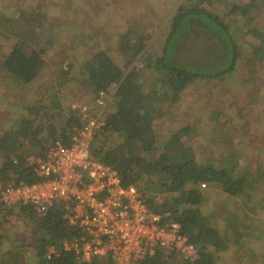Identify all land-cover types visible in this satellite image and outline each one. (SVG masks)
Returning a JSON list of instances; mask_svg holds the SVG:
<instances>
[{
    "label": "trees",
    "instance_id": "obj_1",
    "mask_svg": "<svg viewBox=\"0 0 264 264\" xmlns=\"http://www.w3.org/2000/svg\"><path fill=\"white\" fill-rule=\"evenodd\" d=\"M260 1L249 0L240 5V0H184L166 26L159 50L154 49L155 44H150L152 32L142 36L139 30L129 27L118 34L116 56L104 48L85 51L81 43L83 33H79L73 47L62 45L63 48L56 51L51 59H47L50 54L47 48L36 47L43 40L40 29L50 21L46 2L39 3L38 8L31 2L20 0L16 12L23 18L18 29L5 13H0L10 33L7 37L11 36L8 43L1 41L8 44L7 49L0 46V55L5 53L0 65L3 70L1 80L9 89L19 91L54 77L63 84L61 82H67L70 76H74L71 74L74 67L83 77L79 81L80 87L93 94L95 101L101 91L108 93V89L115 87L106 99L105 125L97 131L92 153L117 169L124 185H135L151 210L164 217L165 223L176 220L182 224L184 233L196 246L197 254L193 260L179 264H218L223 260L221 252L228 250L231 239L234 242L233 236L226 238L222 227L212 223L217 218L215 215L218 213L213 214L216 208L222 213L228 210L225 206L221 208L222 202L218 205L212 203L216 201L212 200L209 189L215 194L220 191L232 199L243 197L245 204L248 201L261 204L264 188L259 189L249 175L239 172L243 159L235 149L228 152L227 143L231 145L232 141L225 129L208 132L207 137L216 146L218 154L204 161L199 159L200 148L185 141L192 132L190 126L172 129L169 139L159 147L156 125L160 124L163 111L179 103L185 90L193 83L236 75L246 58L247 62L264 59V26L256 25L254 21L260 11L264 14V0L261 5ZM3 2L5 0H0V5ZM222 6L224 11L220 9ZM2 10L5 11L0 6ZM240 29L255 37L247 47L242 48L241 40H238ZM78 48L84 54L82 57L80 54L76 56ZM248 51L250 53H246ZM185 54L188 58L184 57ZM250 54L252 59L247 57ZM118 56L122 65L116 61ZM138 61H141V67L132 65ZM50 66L53 69L49 72ZM144 73L154 81L138 80ZM42 85L38 90H45L46 95L27 103L18 100L16 105L21 114L9 128L0 132V184L36 180V163L28 158L33 155L41 157L56 140L65 144L71 142L84 125L79 108L73 107L74 104L68 109L63 106L62 100L66 95H60L55 87ZM250 103L257 105L258 100ZM2 104L5 106L4 102ZM249 107L239 109L238 116H242ZM217 115L227 116V113L222 109ZM216 125L220 126V123ZM113 136L119 137L117 144L109 140ZM254 190L261 195L256 197ZM19 208L27 213L32 230H35V241L32 242L35 258L24 263L20 258L22 254L17 251L18 245L4 251V236L0 232V264H111L110 257L82 261L74 251L63 249V241L83 233L82 228L68 223L63 205L50 208L44 215L37 214L29 206ZM222 225L223 230L226 228L229 230L226 232H231L227 224ZM251 227L252 254L245 258L248 257L249 261L254 259V264H264V258H260L264 256V246L258 243L259 240L264 241V228L258 222ZM235 246H238L236 242ZM51 247L58 250L48 258L46 254ZM174 260L166 258L165 251L158 248L146 264H177Z\"/></svg>",
    "mask_w": 264,
    "mask_h": 264
},
{
    "label": "rangeland",
    "instance_id": "obj_2",
    "mask_svg": "<svg viewBox=\"0 0 264 264\" xmlns=\"http://www.w3.org/2000/svg\"><path fill=\"white\" fill-rule=\"evenodd\" d=\"M20 0H5L0 6L5 9L0 13H5L8 19L15 24L18 29L19 21L23 16L19 15L18 9ZM25 3L31 2L34 6L46 2L49 7V22L45 23L40 29L39 34L43 37L36 47L47 48L52 54L51 59L59 49L63 47H73L76 36L83 33L84 50L87 52L97 51L98 49H108L109 52L116 56V39L118 34L125 31L129 27L139 30V34L144 36L150 32L153 33L150 44H155V50H159L164 39V31L166 26L170 24V18L175 13L178 6L184 0H23ZM242 1V3H241ZM249 0H240V5L247 3ZM244 2V3H243ZM262 0L259 2L261 5ZM40 8V6H38ZM221 10L224 7H220ZM224 11V10H223ZM41 15H42V11ZM259 12V17L255 18L256 25L264 26V14ZM76 23H78L76 25ZM43 29V30H42ZM45 29V30H44ZM9 30L6 28L2 17H0V46L7 49L11 39L7 37ZM238 40H241V46L247 47L251 42L255 41V37L246 30L240 29ZM65 44V45H64ZM62 45H64L62 47ZM161 45V46H160ZM78 49L77 55L82 57L84 54ZM4 51V50H3ZM250 51V50H249ZM246 53H250V52ZM5 53L0 55V65ZM185 58L188 55L185 54ZM252 59V55L247 56ZM46 59V58H45ZM144 61V58H140ZM116 61L122 65L121 57L118 56ZM141 62V61H140ZM138 62L132 65L141 67ZM242 68L235 74L226 75L217 79L199 81L189 86L182 95L179 103L173 104L163 112L159 125H156L158 133V146L161 147L171 135V130L183 126H190L192 132L185 137L187 144L192 145L198 150L199 159L204 161L217 155L216 146H213L207 135L217 129H225L227 136L230 137L232 143H229V151L234 149L241 153L243 163L240 173L249 175L251 181L259 185V189L264 188V59L262 61L243 60ZM49 67V72L52 71ZM128 72V70H127ZM73 73V74H72ZM3 70L0 66V132L7 129L14 123L21 112L18 110L16 103L18 100L27 103L41 99L46 95L45 90H38L39 87L47 88L55 87V91L60 95H66L62 102L65 109L73 104L88 105L92 113L96 109L102 112L94 95L88 91L82 90L79 81L82 80V74L77 73V68L71 69V74L67 82H57L56 77L53 79L46 78L42 80V84L33 83V86L24 87L21 90H11L1 79ZM76 75V76H75ZM153 82L154 78L149 79V74H142L138 80ZM46 80V81H45ZM45 81V82H44ZM46 88V89H47ZM107 99V98H106ZM258 100L257 105H252L249 101ZM5 103V106H3ZM49 103V102H48ZM2 104V105H1ZM250 105L242 116H238L239 109ZM224 111L227 116H216L218 111ZM216 117L218 120H216ZM230 117V121L227 119ZM219 125H216L217 123ZM8 124V125H7ZM57 126V124H55ZM215 126V127H214ZM213 127V128H211ZM58 128L61 126L58 124ZM213 129V130H212ZM111 143L117 144L119 137L113 136L109 139ZM231 147V148H230ZM38 157L33 155L32 157ZM255 191V190H254ZM209 189L212 200L216 202L214 205L222 202L228 210L222 213L216 208L214 215L218 213L217 218L212 223L222 227V234L227 238L233 236L229 242L227 251L221 252L222 259L218 264H254L253 260L245 258L248 254H252L253 236L251 235V225H258L264 228V200L260 203L248 201L244 203L243 197L237 199L230 198L224 193L218 191L216 194ZM256 197L260 196L259 191H255ZM152 195L159 196L155 193ZM214 196V198H213ZM213 216V215H211ZM225 219L227 220V223ZM223 224H227L231 232L226 228L223 230ZM215 225V226H216ZM226 230V231H225ZM35 231V230H34ZM32 225L29 223L27 213L23 212L18 206L9 209L0 216V232L4 236V251H10L17 248L21 253L24 263L33 261L35 258V250L32 242L35 241ZM238 244V246H235ZM264 246V241H258ZM22 246V248H21ZM255 246V243H254ZM233 250L234 261L228 258ZM237 250V252H235ZM258 250V249H257ZM243 256L244 259L240 257ZM264 258V256H260ZM174 259V258H172ZM26 262V263H27ZM179 264V259L174 260Z\"/></svg>",
    "mask_w": 264,
    "mask_h": 264
},
{
    "label": "built area",
    "instance_id": "obj_3",
    "mask_svg": "<svg viewBox=\"0 0 264 264\" xmlns=\"http://www.w3.org/2000/svg\"><path fill=\"white\" fill-rule=\"evenodd\" d=\"M114 89L100 92L96 102L102 112L95 109L92 114L88 105H73L80 109L84 125L70 143L56 140L41 157L28 158L36 163V180L0 184V214L29 206L44 215L63 205L68 223L83 230L81 236L63 241V249L74 251L82 261L110 257L111 264H146L158 248L168 259L193 260L196 246L182 224L165 223L135 185H124L118 170L92 153L97 131L105 125L106 98ZM57 250L51 247L46 256L51 258Z\"/></svg>",
    "mask_w": 264,
    "mask_h": 264
},
{
    "label": "crops",
    "instance_id": "obj_4",
    "mask_svg": "<svg viewBox=\"0 0 264 264\" xmlns=\"http://www.w3.org/2000/svg\"><path fill=\"white\" fill-rule=\"evenodd\" d=\"M77 37H78V35L76 36V38H77ZM78 49H79V48H78ZM54 54H56V53H54ZM51 56H52V54L50 53L48 57H51ZM7 211H8V210H7ZM7 211H6V212H7ZM6 212H5V213H6ZM0 216H2V214H0ZM225 220H226V219H225ZM230 252H231L230 260H231V261H234V260H233V259H234L233 250L230 251ZM235 252H237V250H236ZM240 258H241V257H240ZM241 259H242V258H241ZM243 259H244V258H243ZM223 260H224V259H223Z\"/></svg>",
    "mask_w": 264,
    "mask_h": 264
}]
</instances>
